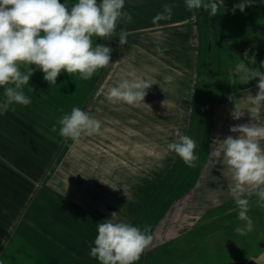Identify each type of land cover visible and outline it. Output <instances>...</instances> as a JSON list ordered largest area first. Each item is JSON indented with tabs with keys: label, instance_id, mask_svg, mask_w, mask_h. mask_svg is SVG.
Instances as JSON below:
<instances>
[{
	"label": "crops",
	"instance_id": "0c3cea01",
	"mask_svg": "<svg viewBox=\"0 0 264 264\" xmlns=\"http://www.w3.org/2000/svg\"><path fill=\"white\" fill-rule=\"evenodd\" d=\"M166 4L173 5L171 18L154 24ZM124 11L131 13L130 23L119 22L105 40L93 37L94 46L104 44L113 50L93 89H25L31 104H14L15 112L10 107L0 113V264H99L89 255L90 247L97 224L108 219L149 229L152 242L135 264H149L151 255L166 247L176 253L185 248L188 260L223 230L210 231L199 240L193 235L201 223L204 226L202 214H213L223 201L232 199L229 187L234 182L227 166L205 178L196 172L186 179L175 167L180 157L173 152L171 161L166 151L168 112H180L174 125L181 135L189 126L191 135L195 125L191 114L199 108L203 38L199 13L187 10L184 0H125ZM122 30L128 33L123 46L118 40ZM137 78L153 84L144 103L108 100L111 87ZM246 90L234 92L230 100H242L245 94L239 93ZM230 106L227 118L232 115ZM73 107L99 120L100 130L82 134L77 141L61 137L58 120ZM261 111L256 121L264 123ZM223 128L228 130L226 123ZM176 133L173 141L178 140ZM215 160L208 159L212 164ZM192 180L183 191L184 181ZM198 186L202 200L194 203ZM249 199L256 249L226 261L264 264V206L257 204L256 196ZM236 216L223 224L230 225ZM240 236L244 248L249 235Z\"/></svg>",
	"mask_w": 264,
	"mask_h": 264
},
{
	"label": "clouds",
	"instance_id": "9594fccd",
	"mask_svg": "<svg viewBox=\"0 0 264 264\" xmlns=\"http://www.w3.org/2000/svg\"><path fill=\"white\" fill-rule=\"evenodd\" d=\"M256 0H242L234 5L244 12L247 6ZM264 3V0H260ZM187 10L208 12L209 17L220 13L224 0H184ZM125 0H77L69 6L60 0H0V87L4 88L0 113H7L14 104L28 106L31 98L22 91L29 84L34 70L30 65L44 73V80L50 85L56 84L61 71L70 76L78 73L83 80H89L93 74L109 66L111 47L104 44L93 46V37L112 36L119 22L130 23L132 15L124 11ZM173 5H164L163 12L153 18V23L170 19ZM126 31L119 33V45L127 44ZM157 51H161L157 48ZM162 54V53H161ZM245 60L255 64V56L244 53ZM24 71H21V68ZM264 68V62H261ZM235 72L244 83L257 80L258 91L255 96L249 94L253 105L264 106V72L250 68L244 61L236 65ZM153 84L145 79H124L110 88L107 98L111 103L123 102L138 105L145 100L147 90ZM15 112V107H11ZM244 115L241 110L232 112L234 119ZM58 124L59 135L65 139L77 141L82 134L92 135L101 128L99 120L90 116L79 107H73L64 114ZM53 125L52 131H56ZM230 132L238 133L220 140L214 146L211 155L232 173L233 184L230 194L238 209V219L245 221L235 231L245 235L253 230V221L249 217L250 197L256 196L257 204L264 206V123L249 121L246 124L230 127ZM178 140L167 145V152H174L189 167H196L199 157L195 154L196 142L190 136L176 133ZM115 212L112 213V216ZM149 229H141L123 222L113 223L111 219L97 224V235L89 255L99 264H135L150 246L152 236Z\"/></svg>",
	"mask_w": 264,
	"mask_h": 264
},
{
	"label": "rangeland",
	"instance_id": "374dc122",
	"mask_svg": "<svg viewBox=\"0 0 264 264\" xmlns=\"http://www.w3.org/2000/svg\"><path fill=\"white\" fill-rule=\"evenodd\" d=\"M77 0H60V3H68L69 6L76 3ZM236 2V4L242 2V0H224L223 5L220 8V12L222 13V16L228 21L227 28L225 29V34L223 35V40L218 43V39L220 38L219 33L215 31V23L213 24V17L211 24H208L209 20V14L208 12L201 10H196L197 13H199V22H200V29L202 31V56L200 57V81L199 82V108L197 106L196 111L192 112L193 116V124H195L192 129L193 133L189 135L190 127H188V133L187 136H190L192 139L196 142V149L195 154L199 157V159L196 161V167H189L187 166L184 161L180 158L176 160L175 167H178L182 169L184 172V177L190 178L191 176L194 177L196 172L200 175L202 173L201 178H205L207 175L209 176L210 172H214L212 175L217 173L216 168L220 169L221 171H224V167L226 165H223L221 162L215 160L214 163H209L208 159L210 158L211 153L213 151L214 146H219L220 140L222 141L225 137V135L228 136L230 133L231 136H237L238 133H232L230 132V127L234 125H240V124H246L249 121L257 122L256 119L261 117L262 111L261 109L264 106H256L251 103V101L248 99V95L251 94L255 96L256 92L254 91L257 80H251L248 83H244L243 80L240 79L239 74L235 72L236 65L244 61L250 68H257L261 72H264V68H261L259 64H250L248 60H245L244 53L247 50L249 57L255 56V60L257 61H263L264 55L262 56H256L253 54L252 49L255 45V42L248 43V40L250 38L254 39L257 36L262 37L264 36V3H261L260 0H256L254 4L251 6H247L244 10V12H241L238 8L236 9L234 14H228L229 11H232L234 5L231 10L226 9V5L228 3ZM206 12V13H205ZM233 13V11L231 12ZM207 14V16H206ZM248 15L253 14V16L250 17L249 21L250 24H247V26H253L252 31H249L247 34L250 36H245V38L242 37L241 31L245 33L243 30H241V24H240V16L243 18ZM194 16V15H193ZM235 16V17H234ZM195 19V16L193 17ZM208 18V20H206ZM187 21V18L185 19ZM214 25V26H213ZM219 27H224L223 25H219ZM214 33H211V36L209 39H212V51L214 54L211 55V59L213 60H220V63L226 66L225 73L229 78V85H233L234 81L231 79L233 77H236L237 79H240L242 83V88H225L222 90V93L218 94L217 97L215 96L216 90L218 91V86L216 87V81L215 76L214 77H206L205 72L207 67L205 66L206 63V32L209 30ZM226 31L227 37H226ZM185 32V31H184ZM216 32V33H215ZM224 32V31H223ZM218 33V34H217ZM246 34V35H247ZM223 43V44H222ZM217 44L220 47V53L221 55H217L216 53V46ZM94 46V43H93ZM236 46L241 47L239 50H236ZM228 54H232V57H235L233 65H226L225 63L229 64L231 62V59L227 56ZM222 56V57H221ZM231 57V58H232ZM30 67L34 70V74L31 76L29 80V84L24 85L22 88V91L25 92V89H42V88H50L54 87L56 89L58 88H68L70 90H73L74 92L77 91V87H84L86 89H89L92 87V89L95 87L96 82H99L100 78H98V75L102 74L105 71V68L98 69L89 80H83L80 78L78 73L72 74L70 76L66 71H61L60 75L57 77L56 84L50 85L48 82L44 80V73L41 70L36 69L35 65H30ZM25 69L22 67L21 71H24ZM204 74V77H203ZM203 79V80H202ZM248 88V90L244 91V93H239L242 96V100L237 99L234 97L233 100L231 99L232 94L235 92L243 91V89ZM92 91V90H91ZM4 88L0 87V102H3L5 97L3 95ZM225 92V94H223ZM214 93V94H213ZM27 92H25V95ZM236 96V95H235ZM212 98H215L214 101V108L210 105L212 103ZM233 102V103H232ZM224 103V107H222V104ZM230 106V114L237 109L239 110V107L244 112V115L239 119H234L232 115L228 117V109ZM13 106V105H12ZM219 106V107H218ZM184 113V111H183ZM187 115H190L188 112H185ZM264 113V112H263ZM180 112H168L167 115V125L165 127L167 132V145L170 142H173V138L175 133L178 131L177 126L174 125L175 122V116H178ZM162 118V117H161ZM189 119V116L186 117ZM255 118V120H254ZM185 120V119H183ZM191 121V118L189 120V123ZM227 125L228 130H224L223 125ZM155 127V126H154ZM161 127V131H162ZM223 129V130H222ZM226 129V128H225ZM170 154L171 161L174 160V154L173 152H168ZM178 156V155H177ZM207 166V168L204 169ZM209 166V167H208ZM188 168L187 170H185ZM203 169V170H202ZM175 176V175H174ZM186 184V185H185ZM191 184H193V180L189 183L184 181L183 185V191H186ZM192 192V191H191ZM189 192V194H191ZM195 192V195L193 197L194 203L202 200L201 194L202 190L200 186H198L197 190V196L196 191L193 190V194ZM230 193V192H229ZM201 202V201H200ZM222 206L216 208V212L213 214H202L204 216V226H202V223L199 225V228L196 232L193 233V235H198L197 240L201 239L204 235L209 233L210 231H214L216 229H223L220 233H218L213 240L212 243H210L208 246H205L204 248L200 249L199 253L196 255H193L192 258L185 260V254L186 252L185 248H180L179 252L176 253L173 247H166V248H160L155 254H152L149 258V264H177L178 260L182 259L180 263L184 264H223L228 263L229 258H236V257H243V255L248 254L249 252L245 251H252L254 253L255 248V239H254V223H253V230L251 232L246 233L245 235H249L248 239L246 241L249 242V244L244 247L240 248V234H238L235 231V228L237 226H243L245 223L240 222L239 219H235L232 221V223L229 225V223L223 224L225 222V219L228 217L233 218L238 214V209L234 203L233 198L228 201H223ZM178 206V204L176 205ZM253 210L252 212L248 213L249 217L253 216ZM238 217V215L236 216ZM208 228V229H207ZM244 236V235H242ZM245 237V236H244ZM243 237L244 241L245 238ZM188 242V241H186ZM194 242V240L192 241ZM216 242V245H213ZM189 248V247H188ZM183 254V255H182ZM226 261V262H223ZM235 262L240 260H233ZM231 262V261H230ZM245 262V261H244Z\"/></svg>",
	"mask_w": 264,
	"mask_h": 264
},
{
	"label": "trees",
	"instance_id": "16d2710c",
	"mask_svg": "<svg viewBox=\"0 0 264 264\" xmlns=\"http://www.w3.org/2000/svg\"><path fill=\"white\" fill-rule=\"evenodd\" d=\"M231 5H236V2H233V4H232V2L228 3L226 5V9L227 10H231L232 7H233ZM231 12L232 11H229L228 14H234V13H231ZM251 16H253V14H251V15H248L247 14V16L244 17V18L242 16H240V18H241L240 19V24L242 26L241 27V30H243L245 32V33H243L241 31V33H240V34H242V37L243 38H245V36H248L249 37L250 35L247 34V33L249 31H252V27L253 26H247V24H250L249 19H250ZM211 21H212V18L210 17L209 20H208V24H211ZM214 23H215V31L218 32L219 33V36H220V38L218 39V43H220L223 40V35L225 34V29L227 28L228 21L224 18V16H222V13L220 12L219 14H217L216 16L213 17V24ZM223 24H224V27H219V25H223ZM210 31L208 30L206 32V35H207L206 36V39H207L206 40V42H207L206 43V52H207V48H208L209 38L212 37L211 36V33L212 32H210ZM227 33L228 32L226 31V37L228 36ZM250 42L251 43L255 42V45L253 46V49H252L253 54H255L256 56L257 55L258 56L264 55V36H262V37H258L257 36L254 39L250 38L248 40V43H250ZM222 44H219V45H221V48H222ZM219 45L217 44V46H216L217 47L216 48V53H217V55L220 56L221 53H220V47H219ZM240 48L241 47L236 46V50H239ZM212 54H214L213 51H212L211 55ZM227 56L231 59V62L229 64H227V62H226L225 64L227 66L228 65H233L234 60H235V57H232V54H228ZM205 58L207 59V54H206ZM221 59L220 60H213L212 61V59L210 58V60L208 61V59H207L206 60V63H205V66L207 67V69H206L207 72H205V76L206 77H209V78L215 76L216 87L218 86V91L216 90V93H215V96L216 97H217V95L219 93L221 94L222 93V90L225 89V88L226 89L229 88V87H231V88H238V89L242 88V83H241L240 79H237L236 77L231 78L234 81V84L233 85H229L228 82L230 80H229L228 76L225 73L226 66L223 65L222 63H220ZM255 61H256L255 64L257 63L259 65H260L261 62H264V60L263 61H260V60L257 61V60H255ZM200 71H201V68H200ZM203 77H204V74H203ZM223 94H225V92H223ZM226 264H260V263L255 262V260H249V261H245V262L244 261H237V262L231 261V262H228Z\"/></svg>",
	"mask_w": 264,
	"mask_h": 264
},
{
	"label": "water",
	"instance_id": "95a60500",
	"mask_svg": "<svg viewBox=\"0 0 264 264\" xmlns=\"http://www.w3.org/2000/svg\"><path fill=\"white\" fill-rule=\"evenodd\" d=\"M206 16H207V14H206ZM207 20H208V18H207ZM211 53H212V39H209L208 48H207V59H208V61L211 58Z\"/></svg>",
	"mask_w": 264,
	"mask_h": 264
}]
</instances>
